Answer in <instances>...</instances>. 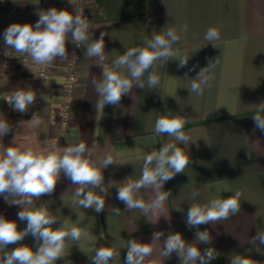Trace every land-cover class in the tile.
<instances>
[{"label":"crops","instance_id":"1","mask_svg":"<svg viewBox=\"0 0 264 264\" xmlns=\"http://www.w3.org/2000/svg\"><path fill=\"white\" fill-rule=\"evenodd\" d=\"M86 1L89 43L99 39L101 32L109 35L105 36L103 64L95 58H87L86 48L82 46L79 79L67 132L49 121L59 109L67 60L57 59L49 68L48 86L44 83L41 88V123L35 129L27 123L19 127L20 121L30 118L14 111L5 100L16 88L26 86L29 75L3 71L0 62V119L6 118L13 127L5 147L60 150L83 141L97 157L111 151L115 158L116 164L103 170L104 184L109 187L110 194L105 197V208L100 213L72 205L75 186L63 173L55 191L37 201V206L45 204L53 215L68 219L88 232L81 238L83 251L78 244H73L69 254L56 264H92L95 248L112 243L120 249L116 264H124L128 240L151 243L153 233L161 231L164 235L156 242L157 251L170 233L179 232L187 243H194L197 228H189L185 223L190 204L228 198L240 188L244 189L240 212L228 220L198 226L200 231H209L212 242L197 246L202 252L207 247L216 250L218 256L210 264H230L229 257L234 254L250 256L264 264V245H259L258 241L256 245L250 243L258 231L264 232V133L255 128L252 119L258 106L264 103V0H144V14L119 19L107 15L101 0ZM59 4L60 10L75 11V5L69 0H59ZM9 6L15 8L12 24L34 26L41 12L40 0H0V60L8 51L3 33L9 22ZM185 23L188 31L174 46L176 58L156 68L161 78L159 88L147 87L148 73H145L144 89L134 87L129 95L122 97L120 105H106L103 111L97 112L98 96L91 81L102 78V67L111 66L126 49L143 46V40L150 39L153 32ZM210 27H219L221 32L215 46L204 39ZM70 43L71 40L66 42L68 56ZM185 56L189 57L188 63L180 68L178 58ZM217 58L219 63L214 68L211 88H206L202 96L191 94L187 88L191 79ZM169 111L189 118L185 131L192 142L189 146H179L185 147L192 162L185 172L165 183L163 190H170L171 196L164 208L151 217L153 221L159 219L150 222L139 210H128L116 198L115 186L129 176L139 179L142 157L173 141L167 134L158 136L154 131L156 119ZM193 189L200 192L194 200L191 197ZM140 196L148 201L153 193L141 189ZM113 208L121 210L119 216L112 215ZM177 208L182 210L177 211ZM21 210V206L9 203L0 195V215L16 221L18 230L27 226V221L18 218ZM61 223L58 220L53 228ZM19 244L30 246L34 251L37 248L31 235ZM17 246L9 245L6 250ZM163 264H181V261L173 253Z\"/></svg>","mask_w":264,"mask_h":264},{"label":"clouds","instance_id":"2","mask_svg":"<svg viewBox=\"0 0 264 264\" xmlns=\"http://www.w3.org/2000/svg\"><path fill=\"white\" fill-rule=\"evenodd\" d=\"M69 3L75 5L74 12L52 7L39 13V19L34 26L30 23L11 24L3 33L4 44L21 56L29 57L35 65L47 69L57 59L68 60L66 42L71 40L77 47L86 48L87 58H95L103 64L105 36L109 34L101 32L99 39H93L89 43L90 24L84 16V9L77 7L73 0H69ZM187 31L188 25L185 23L164 28L159 33L153 32L150 39L143 40V46L130 47L124 54L118 55L111 66L104 65L102 78L91 81L98 96L95 105L97 112L103 111L106 105H120L122 97L129 95L134 87L144 89L145 73H148L147 87L159 88L161 78L156 68L165 66L171 58H176L174 46L179 44L182 34ZM220 36L219 27H210L204 39L215 46L214 42ZM73 56L75 57V53ZM178 59V66L183 68L189 57ZM23 63L29 68L26 61ZM218 63L219 58L214 63L210 61L207 67L200 69L196 78L191 79L187 87L191 94L202 96L206 88H211L215 79L214 68ZM37 77L43 78L45 87L48 86L45 71H41ZM36 96V92L29 85L26 88H16L5 100L14 111L24 114L36 103ZM252 119L255 128L264 133V103L258 106ZM25 123L35 129L41 120L37 113H33L30 120L20 121L18 126L22 127ZM188 123V117L174 115L171 111L160 115L155 121L154 131L158 136L167 134L173 141L164 143L159 150L147 152L142 157L139 179L133 180L129 176L119 186H115L116 198L128 210H139L150 222L159 219L158 217L153 221L151 217H155L164 208L165 202L171 196L170 190H163L165 183L185 172L192 162L185 147L179 146H189L192 142L191 136L185 131ZM11 131V123L6 118L0 119V140ZM113 164L116 162L111 151L97 157L83 141L68 144L60 150L33 146L5 147L0 144V195L9 203L21 206L18 218L20 221H27V226L18 230L16 221L0 215V264H56L57 260L65 258L66 253L69 254L73 244L80 247L81 238L88 235L87 230L68 219L53 215L45 204L37 206V201L55 191L63 173L75 186L72 205L84 209L92 208L100 213L105 208V197L110 194L109 187L104 184L103 170ZM141 189L150 190L153 197L146 201L140 196ZM199 195L198 190H192L193 200ZM243 197L244 189L240 188L234 190L233 195L228 198L218 197L205 203H191L185 223L189 228H197L194 243H187L179 232L170 233L157 251L156 242L164 235L162 231L153 233L151 243L131 239L127 241L124 264H163L173 253L178 255L181 264H210L217 258L218 253L213 247H207L202 252L197 246L212 242L209 231H200L198 226L216 224L238 214ZM120 213L119 208L112 209V215L119 216ZM58 220L62 223L54 229L53 225ZM28 235L37 244L35 251L30 246L19 244ZM103 235L101 232V237ZM257 241L259 245H264V232L258 231L250 243L256 245ZM9 245L18 246L6 250ZM80 249L83 251L81 247ZM118 258L120 249L112 243L111 246L95 248L91 261L92 264H116ZM229 260L230 264H260L250 256L240 254L230 256Z\"/></svg>","mask_w":264,"mask_h":264},{"label":"built area","instance_id":"3","mask_svg":"<svg viewBox=\"0 0 264 264\" xmlns=\"http://www.w3.org/2000/svg\"><path fill=\"white\" fill-rule=\"evenodd\" d=\"M41 3V11H46L52 7H56L60 10L59 0H40ZM75 4L77 7H82L84 9V16L87 18L89 15V9L87 8L86 0H75ZM15 16V8L13 6H9L7 8V18L8 26L12 24V19ZM7 47L6 60L4 65L2 66L3 71L14 73V71L20 70L23 67H26L23 61L27 62V66L31 67L30 75L28 76L27 86H31L32 89L36 92V103L32 105L28 112L27 116L31 119L33 113H37L41 115V108L43 103V98L41 95V88L44 85V79L41 77H37L41 71H45L46 77H48L49 68L43 69L41 66L35 65L29 57L16 55L12 52L10 46ZM81 47H77L72 41L70 43V53L68 56V60L65 65L66 76L61 89V98L59 102V109L57 114L51 116L49 121L52 124L58 125L63 132H67L70 128L71 122V113H72V105L74 100V93L78 83V66L81 58ZM75 53V57L73 56ZM33 68V69H32Z\"/></svg>","mask_w":264,"mask_h":264},{"label":"trees","instance_id":"4","mask_svg":"<svg viewBox=\"0 0 264 264\" xmlns=\"http://www.w3.org/2000/svg\"><path fill=\"white\" fill-rule=\"evenodd\" d=\"M101 3L112 19L145 13L144 0H101Z\"/></svg>","mask_w":264,"mask_h":264},{"label":"rangeland","instance_id":"5","mask_svg":"<svg viewBox=\"0 0 264 264\" xmlns=\"http://www.w3.org/2000/svg\"><path fill=\"white\" fill-rule=\"evenodd\" d=\"M12 52L14 53V51L12 50ZM14 54H16V53H14ZM16 55H20V54H16ZM21 56V55H20ZM5 60H6V53H5V55L1 58V60H0V62H1V68H2V66L4 65V62H5ZM29 68H27V67H23V68H21L20 70H17V71H14V73L15 74H18V73H21V72H25L27 75H30V72H31V67L30 66H28ZM33 69V68H32ZM2 70H3V68H2ZM24 88H26V86H24ZM26 114V113H25ZM27 115V114H26ZM12 130H13V127H12ZM8 134H10V133H8ZM8 134L5 136V137H3L2 138V140H0V144H3L4 146L7 144L6 142H7V140H8Z\"/></svg>","mask_w":264,"mask_h":264}]
</instances>
